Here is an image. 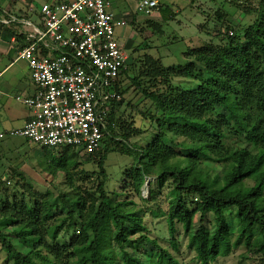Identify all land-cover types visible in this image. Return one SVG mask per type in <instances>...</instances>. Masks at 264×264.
<instances>
[{"label": "trees", "instance_id": "obj_1", "mask_svg": "<svg viewBox=\"0 0 264 264\" xmlns=\"http://www.w3.org/2000/svg\"><path fill=\"white\" fill-rule=\"evenodd\" d=\"M243 10L254 13L252 23L241 28L233 20L221 22L217 14L222 24L214 36H222L221 42L188 47L185 63L166 66L148 53V46L141 55L143 48L135 44L139 32L144 33L141 27L134 29L135 37L119 39L126 53L131 50V61L120 70L113 87L121 99L110 104L108 133L100 149L86 156L72 147H40L45 170L52 175L63 172L71 190H59L56 196L48 190L36 191L23 173L14 175L17 178L8 190L5 172L0 174V250L6 261L182 264L148 234L142 207L130 198L110 195L105 161L115 151L132 158L126 186L138 197L146 177H156L159 188H168L167 203L151 214L165 218L171 246L177 248L175 234L181 225L199 264H212L238 245L264 264V0ZM19 13L26 16L25 10ZM155 14V20L143 21L146 26L159 27L175 12L161 3ZM136 61L141 63L138 68ZM175 78L192 84L174 83ZM127 79L153 107L146 112L136 109L156 124L157 131L145 146L129 145L128 139L142 130L133 125L131 114L124 127L118 114ZM91 159L98 167L92 172L97 183L94 188L81 187L71 169ZM19 186L21 190L16 189ZM150 193L156 200L155 190ZM232 208L236 229L225 215ZM206 216H210L207 223ZM195 221L198 225L193 228ZM66 236L68 241L60 244L59 237Z\"/></svg>", "mask_w": 264, "mask_h": 264}, {"label": "built area", "instance_id": "obj_2", "mask_svg": "<svg viewBox=\"0 0 264 264\" xmlns=\"http://www.w3.org/2000/svg\"><path fill=\"white\" fill-rule=\"evenodd\" d=\"M157 6L158 0H139L137 11L149 16ZM110 7L109 0L44 1L38 25L27 21L31 29L24 41L11 39L36 90L21 99L31 117L10 135L38 146L72 147L86 156L100 149L110 104L121 99L113 87L128 62L118 35L127 20ZM43 46L51 51L44 54Z\"/></svg>", "mask_w": 264, "mask_h": 264}, {"label": "rangeland", "instance_id": "obj_3", "mask_svg": "<svg viewBox=\"0 0 264 264\" xmlns=\"http://www.w3.org/2000/svg\"><path fill=\"white\" fill-rule=\"evenodd\" d=\"M161 1L169 4L168 0ZM26 2L28 3V0H0V6L6 5L5 7L10 8L13 4H16L18 8H23ZM170 3L172 4L175 15L173 19L163 23L161 26H146L145 22H142L137 26L135 25L133 28L129 23L122 29L124 30L130 27L134 31L137 27L138 29L141 27V32L143 33L144 31V33L140 34L139 32L138 36L135 38V44H139V46L143 48L141 55L144 52V49H146V46H148V53L154 58H160L162 63L166 66L172 63L187 62L189 59L188 57H185V54L188 47H199L208 41L215 44L220 43L222 36L215 37L214 34L219 28L220 23L223 21L225 22V20H233L232 24L234 25V23H238L241 28L252 23L254 20V13L250 12L247 14L243 10V7H256L260 4V0H171ZM15 10V12H17L16 8ZM217 14L221 16V22L217 21ZM230 30L233 31V29H229L227 30V33L232 35ZM119 39L122 40V37ZM130 54L131 50H128V61H131ZM135 55L138 56L136 53ZM140 64L139 61H136L135 67L138 68ZM130 68L129 65L131 74L133 70ZM181 81L184 84L191 83L189 79H174V83H179ZM125 84L128 88L126 87L123 92V103L119 108L118 114H122L125 121L124 127L128 126V122H131L130 116L132 115L134 120L133 125L142 130L140 134L128 139L129 145L132 147L136 145L145 146L156 133V124L144 117L141 113L136 112V109L146 112L147 110L153 111V107L148 100L143 99L139 90L132 84L131 80L127 79ZM159 87L161 88L164 86L159 84ZM127 104H130L132 107L129 105L127 106ZM120 132H123V129H121ZM11 141L25 142V139L23 137L4 138L0 140V145H3L0 146V148H5V151L8 152L10 149L8 143ZM43 156L44 153L40 146L33 144L32 149L28 151V159L30 160L29 162L32 163V171L38 173L41 178L33 179L26 172H21L24 174L26 181L31 182L34 190L42 193L48 190L55 196L59 190H71L69 185L64 183L63 172L59 171L55 175H52L45 170ZM7 158H11V160L5 161V165L3 163L5 158H0V174L5 172L3 177L4 184L9 187L8 190H10L13 188L15 178H17V176L14 175L20 174L19 169L16 168L17 165L14 164L19 156L13 153H7ZM131 162L132 158L126 153L121 154L115 151L108 153L105 161V170L110 176L108 182L110 195L114 192L112 196L119 200L125 198L134 200L146 213L144 223L146 224L147 232L151 237L156 238L162 246L168 247L182 264H199L195 258L194 251L187 246L188 237L182 226L178 225V230L175 234L177 248H174L170 245V237L165 218L160 215L154 217L151 214L153 210H158L160 209V206H165L167 203L169 198L168 188H159L156 177L145 178L144 184L140 190V197L133 192L132 188L126 186L128 179L125 173L128 172ZM9 163H13L14 167L9 166ZM71 171L73 173L72 176L75 184L81 187L94 188L97 183L96 174L92 173L93 171H98L95 159H91L90 161H79L78 166L74 169L72 168ZM10 175L13 177L11 178ZM16 189L21 190L20 186ZM150 189L155 190L156 200L160 201L161 205L156 203L155 198H153L154 196L151 197ZM116 193L118 195H116ZM233 212V208L228 209L225 211V215L235 227L234 229H236L237 220L232 217ZM209 220L210 216H206L204 222L207 223ZM197 225L198 222L195 221L193 228H196ZM11 240L17 248L22 249V246L19 245L15 239L11 238ZM67 241L68 236L59 237L58 239L60 244L66 243ZM5 258V252L0 250V264H11L6 261ZM69 264L74 263L73 261H70ZM212 264H263V262L258 256L246 251L243 245H238L237 247L232 248L229 253H224L218 256Z\"/></svg>", "mask_w": 264, "mask_h": 264}, {"label": "crops", "instance_id": "obj_4", "mask_svg": "<svg viewBox=\"0 0 264 264\" xmlns=\"http://www.w3.org/2000/svg\"><path fill=\"white\" fill-rule=\"evenodd\" d=\"M44 1L53 0H28V3L26 2L23 8H18L16 4H13L10 8L5 7L6 5L0 6V21H7V23L0 22V140L4 138L21 137L10 135V132L22 128L31 117L30 109L21 99L33 95L36 86L30 78L26 61L22 58H18L19 47L15 45L11 39L17 37L24 41V34L31 29L30 26L26 25L27 21L34 23V25H38L37 9ZM54 1L60 2L69 0ZM109 1L111 3L110 10L116 16L125 18L127 24L132 22V28L146 19L155 20L158 18L155 14V9L149 16H145L141 12H138L137 3L139 0ZM170 1L171 0H168V5L172 7ZM161 3L167 4L158 0V6ZM15 8L17 12H15ZM20 9L26 11V16L19 13ZM132 28L120 29L118 31L119 38L122 37V39L125 40L128 37H135ZM42 49L44 54H48L51 51L49 47L43 46ZM32 145L33 143H30L27 139H25V142L11 141L8 143V147H10L8 152L5 151V148H0V158H5L3 161L5 165V161L11 160V158H7V153L17 154L19 158L16 159L14 164L17 165L16 168L19 169L20 173L26 172L33 179H39L41 178L40 175L32 171V163L29 162L30 160L28 159V151L32 149ZM14 164L9 163V166L14 167Z\"/></svg>", "mask_w": 264, "mask_h": 264}]
</instances>
